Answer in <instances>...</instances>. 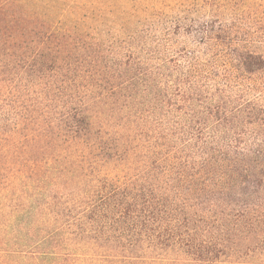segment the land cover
Masks as SVG:
<instances>
[{"label":"trees","instance_id":"obj_1","mask_svg":"<svg viewBox=\"0 0 264 264\" xmlns=\"http://www.w3.org/2000/svg\"><path fill=\"white\" fill-rule=\"evenodd\" d=\"M88 2L0 0V212L50 264H264V0Z\"/></svg>","mask_w":264,"mask_h":264},{"label":"rangeland","instance_id":"obj_2","mask_svg":"<svg viewBox=\"0 0 264 264\" xmlns=\"http://www.w3.org/2000/svg\"><path fill=\"white\" fill-rule=\"evenodd\" d=\"M90 2L99 1L103 7L111 8L113 6L134 7L137 9L153 8L161 11H172L177 9L180 5L187 6L190 3L200 0H88ZM228 7L232 9L242 10L241 20L248 23L252 14L253 0H225ZM201 3V2H200ZM224 5V4H223ZM226 5V6H227ZM264 11V10H263ZM4 112L9 120H12L17 111V105H12L11 98L6 97L3 101ZM5 206V207H4ZM0 212V264H50V258L44 259L40 255L43 245L38 242L39 233L33 230L30 226L23 227L22 224L27 219L21 212H13L2 205ZM34 221V217L30 218ZM29 220V219H28ZM30 232H29V231ZM27 240L28 245L33 247L34 255L29 257H21V247ZM49 247V245H47ZM46 261V262H45Z\"/></svg>","mask_w":264,"mask_h":264}]
</instances>
